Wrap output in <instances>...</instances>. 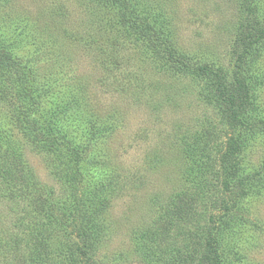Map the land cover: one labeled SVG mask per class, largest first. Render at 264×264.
<instances>
[{
  "label": "rangeland",
  "instance_id": "1",
  "mask_svg": "<svg viewBox=\"0 0 264 264\" xmlns=\"http://www.w3.org/2000/svg\"><path fill=\"white\" fill-rule=\"evenodd\" d=\"M131 1L191 66L208 64L232 74L243 0ZM253 4L264 23V0ZM11 30L24 41L22 53L33 73L30 84L41 89L26 87L34 89L40 105L33 116L45 123L56 120L53 127L80 143L87 127L83 115L114 128L96 147L107 164L97 168L91 157L85 170L86 190L109 175L118 180L106 195L111 205L103 216L106 228L98 241L97 264H176V250L193 252L195 235L210 216H225L214 200L220 206L223 198L227 127L207 81L180 71L182 65L176 67L165 48L159 50L123 27L117 7L108 0H0V35L10 38ZM258 47L248 74L258 133L241 156L240 178L264 170V42ZM5 80L0 133L18 142L28 173L44 189L43 199L70 204L68 185L51 156L24 136L14 116L17 103L30 102L22 95L26 88L17 84L21 100L12 104ZM258 183L253 195L233 198L230 217L217 222L215 232L229 264H264V172ZM179 196L181 221L176 218ZM31 203L24 196L12 198L0 176V264H12L14 250L5 244L16 239L21 240L19 255L34 254L28 233L38 216ZM95 205L88 201L90 208ZM178 228L186 236L176 235ZM69 229L53 228L56 245L78 241Z\"/></svg>",
  "mask_w": 264,
  "mask_h": 264
},
{
  "label": "trees",
  "instance_id": "2",
  "mask_svg": "<svg viewBox=\"0 0 264 264\" xmlns=\"http://www.w3.org/2000/svg\"><path fill=\"white\" fill-rule=\"evenodd\" d=\"M108 1L117 7L119 22L123 27L145 36L155 48L159 50L165 48L170 54V60L175 63L174 65L176 67L178 63L182 65L178 67L180 71L189 72L207 81L205 86L208 93L218 106L220 119L227 127L226 150L223 154V159L227 162L221 171L224 174L223 198L220 206L217 205L218 201L214 200L216 202L214 205L219 207L225 216L216 217L212 214L201 227V232L195 235L193 252L184 255L176 250V264H229L228 262L231 263V261L215 232L218 230L217 222L221 218L230 217L231 209L235 206L230 203L233 198L253 195L254 190L260 187L258 182L261 181V174L264 172V170H257L247 174L248 176L241 178L239 176L241 156L251 139L254 138L256 131L258 133L256 129L258 121L253 114L252 85L248 74L251 59L256 54L259 44L264 42V23L257 14V8H254V0H243L241 6L243 19L233 46L235 65L230 76L212 65L191 66L186 56L175 53L176 47L172 41L162 37L163 35L157 32V29L155 30V25L153 26L149 19L141 17L131 0ZM11 31L13 35L10 38L4 33L0 35V87L3 79L7 78L5 88L7 93H10L13 104L18 102L17 97L20 99V95L15 92L17 84L23 89L28 83L35 91L41 89L30 84L33 73L31 64H29L30 60L22 53L24 41H20L16 31ZM33 88L31 92L27 88L22 91L24 99L30 102L27 105L17 103L19 106L14 108V116L24 136L39 150L51 156L56 173L68 185L70 204L56 201L53 197L45 196L46 199H43L44 189L38 186L36 177L28 173L22 153L18 148V142H15L7 133H0V176L9 187L12 198L19 199L24 196L32 200L31 204L38 216L36 225L28 233L35 242L33 255L28 257L26 252L19 255L20 239H16L14 244L9 242L5 246L9 251L14 250L15 256L12 264H97L95 257L99 251L98 241L104 236V228H106L103 216L111 205L106 195L118 180L116 176L109 175L107 176L109 177L108 183H106L107 178H103L101 184H93L91 190H86L84 187L85 172L91 162V157L97 168H103V165L107 164L101 159L103 154H99L96 147L99 141L112 135L114 128H108L107 124L101 122L100 119L90 122L83 115V121L87 126L83 134L85 140L83 143L72 140L68 137L69 133L61 128L53 127L56 120H47L45 123L37 116H33V113L40 109L39 101L33 95ZM26 101L22 102L27 103ZM75 104L79 107V101H75ZM69 110L65 116L69 114ZM262 129L264 130V126ZM245 182L249 184V188L246 187ZM182 200L183 196H179V208L178 201H176L178 221L185 218L181 210ZM88 201L94 202L95 207L90 208ZM55 226L70 228V234L76 236L78 241L56 245L52 233ZM176 232L179 237L186 236V231L182 228H178ZM201 241L204 243L202 244ZM199 245L202 246L201 249Z\"/></svg>",
  "mask_w": 264,
  "mask_h": 264
}]
</instances>
